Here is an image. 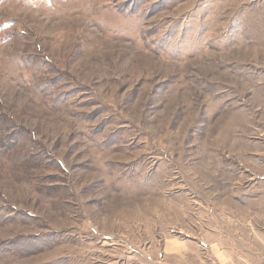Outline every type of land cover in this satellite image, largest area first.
<instances>
[{
	"label": "rangeland",
	"instance_id": "rangeland-1",
	"mask_svg": "<svg viewBox=\"0 0 264 264\" xmlns=\"http://www.w3.org/2000/svg\"><path fill=\"white\" fill-rule=\"evenodd\" d=\"M0 264H264V0H0Z\"/></svg>",
	"mask_w": 264,
	"mask_h": 264
}]
</instances>
